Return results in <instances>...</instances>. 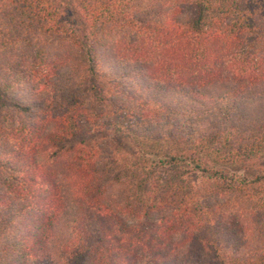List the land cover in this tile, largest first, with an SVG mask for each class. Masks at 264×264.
<instances>
[{
	"label": "trees",
	"instance_id": "1",
	"mask_svg": "<svg viewBox=\"0 0 264 264\" xmlns=\"http://www.w3.org/2000/svg\"><path fill=\"white\" fill-rule=\"evenodd\" d=\"M0 264H264V0H0Z\"/></svg>",
	"mask_w": 264,
	"mask_h": 264
},
{
	"label": "rangeland",
	"instance_id": "2",
	"mask_svg": "<svg viewBox=\"0 0 264 264\" xmlns=\"http://www.w3.org/2000/svg\"><path fill=\"white\" fill-rule=\"evenodd\" d=\"M121 142H123V141H121ZM122 150L130 153L131 152L130 145L128 143H126V144L124 143V145H123V143H122Z\"/></svg>",
	"mask_w": 264,
	"mask_h": 264
}]
</instances>
